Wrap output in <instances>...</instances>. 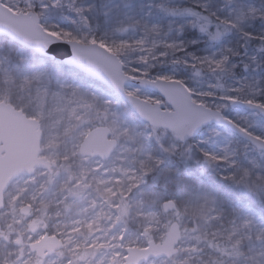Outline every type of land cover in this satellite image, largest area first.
Masks as SVG:
<instances>
[{
  "label": "snow or ice",
  "instance_id": "snow-or-ice-1",
  "mask_svg": "<svg viewBox=\"0 0 264 264\" xmlns=\"http://www.w3.org/2000/svg\"><path fill=\"white\" fill-rule=\"evenodd\" d=\"M0 264H264V0H0Z\"/></svg>",
  "mask_w": 264,
  "mask_h": 264
}]
</instances>
